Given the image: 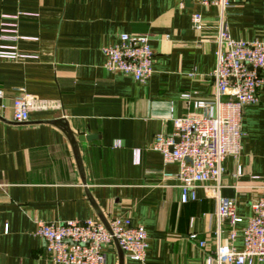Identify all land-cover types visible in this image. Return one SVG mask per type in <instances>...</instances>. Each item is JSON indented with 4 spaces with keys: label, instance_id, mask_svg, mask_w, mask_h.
Here are the masks:
<instances>
[{
    "label": "crops",
    "instance_id": "1",
    "mask_svg": "<svg viewBox=\"0 0 264 264\" xmlns=\"http://www.w3.org/2000/svg\"><path fill=\"white\" fill-rule=\"evenodd\" d=\"M230 3L231 36L264 43V0ZM194 13L202 31L192 27ZM217 17L196 0H0V46L22 56L0 59V264H54L35 220L92 218L144 227L145 264H218L216 246L232 228L217 218L214 189L198 188L195 201L182 203L175 182L163 180L178 165L150 150L158 135L173 133L174 120L201 112L191 101L215 99ZM123 34L150 39L154 72L145 83L104 68L102 48ZM18 89L33 101L26 123L13 120ZM58 120L94 138L79 144L81 166ZM242 132V153L225 160L217 189L236 201L238 251L252 203L264 195V89L244 109ZM118 251L116 243L105 248L106 264H120ZM123 264L142 263L124 254Z\"/></svg>",
    "mask_w": 264,
    "mask_h": 264
},
{
    "label": "built area",
    "instance_id": "2",
    "mask_svg": "<svg viewBox=\"0 0 264 264\" xmlns=\"http://www.w3.org/2000/svg\"><path fill=\"white\" fill-rule=\"evenodd\" d=\"M196 1L218 10L214 39L216 65L211 73L216 96L213 101H191V94H183L181 99L191 101L193 108L201 112L174 120L173 133L158 135L150 150L160 153L165 165H178V171L164 173L163 180L175 182L181 191L182 203L195 201L198 188L214 189L217 218L232 228L227 243L217 244L214 260L218 264H264V195L252 203L253 214L240 236L243 250L238 251L235 246L239 237L236 225L242 220L237 216L236 201L217 193L225 160L239 158L243 150L244 109L258 105L264 89V43L235 40L231 36L226 18L230 0ZM191 23L195 31L205 28L199 13L192 15ZM12 27L9 33L16 34V24ZM2 39L8 38L2 36ZM102 54L104 68L110 73H122L145 83L154 72L155 54L148 36L123 34L117 44L102 48ZM21 57L16 48L0 46V59L17 60ZM16 92L13 120L26 123L33 101L24 89ZM139 155L140 150H135L136 162H139ZM238 172L241 174L240 168ZM35 225V236L44 241L45 251L54 264H106L105 248L113 243L131 260L146 263L148 234L144 227L134 226L130 219L115 218L106 223L95 218L66 222L37 219ZM190 238L196 240L197 236L193 234ZM199 245L204 247L205 243Z\"/></svg>",
    "mask_w": 264,
    "mask_h": 264
},
{
    "label": "water",
    "instance_id": "3",
    "mask_svg": "<svg viewBox=\"0 0 264 264\" xmlns=\"http://www.w3.org/2000/svg\"><path fill=\"white\" fill-rule=\"evenodd\" d=\"M55 125L60 126L62 131L65 133V135L67 136L74 152L77 158V162L79 164V166H81V160L79 157V144L86 142V141H91L94 138L91 135H84V136H77L76 134H74L70 128L69 125L65 122V120H58L55 122ZM101 219V218H100ZM101 221H103L104 223H106L103 219H101ZM117 245V244H116ZM118 247V245H117ZM118 252H119V256H120V264H123V258H124V253L123 251L118 247Z\"/></svg>",
    "mask_w": 264,
    "mask_h": 264
}]
</instances>
